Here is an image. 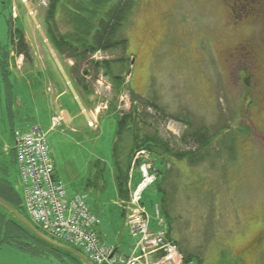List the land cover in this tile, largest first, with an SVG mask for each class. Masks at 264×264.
Wrapping results in <instances>:
<instances>
[{"label": "rangeland", "instance_id": "rangeland-1", "mask_svg": "<svg viewBox=\"0 0 264 264\" xmlns=\"http://www.w3.org/2000/svg\"><path fill=\"white\" fill-rule=\"evenodd\" d=\"M230 1L137 0L125 25L127 49L94 57L133 56L132 64L125 61L114 68L115 73L130 74L122 91H116L101 71L97 73L85 62L79 66L91 74L87 81L92 93L77 91L76 97L66 86L65 94L58 99V93L48 90L49 82H53L61 91L53 76L49 79L44 72L40 78L34 75L38 84L32 80L31 89L27 71L10 64L14 51L10 25L13 31L19 26L33 50L50 58L51 50L41 34V29L46 34L47 7L40 0H0V161H6L21 197L20 166L12 155L14 132L40 126L47 136L55 174L69 197L86 195L92 212L101 220L95 227L101 238L110 246L123 243L122 253H131L139 238L131 237L125 226L114 178L117 161L128 170L134 134L129 130L119 134L120 117L131 112L135 117L132 127L140 135L156 131L175 150L196 148L192 141H181L187 130L205 128L213 134L228 126L225 133L230 135L226 136L229 142L223 149L213 143L212 156L205 161L193 165L186 159L169 157L168 179L163 185L155 181L145 189L143 205L152 219V229L157 230L163 222L156 219L155 207L161 206L163 219V203L167 206L172 237L183 254L199 255L201 264H264V12L254 20L237 23ZM89 2L61 0L59 26L66 31L70 26L66 11H74L76 3L86 6ZM246 38L260 45L262 58L260 85L252 92V98L259 102L252 108L246 106L244 99L249 91L242 80V71L250 68L243 61L233 64L227 60L228 50ZM65 64L69 65L67 61ZM58 106L74 120H63L60 127L52 129ZM95 107L100 108L97 129L88 126L84 112L91 113ZM139 158L129 186L136 187L139 182L142 159H157L145 154ZM153 163L156 166L155 160ZM161 186L167 191L166 202ZM164 223L168 227L169 222ZM259 234L262 239L253 244L255 248L243 260V250ZM28 242L34 243L30 239ZM35 245L39 254L3 246L0 264H77L70 253L54 251L38 242Z\"/></svg>", "mask_w": 264, "mask_h": 264}, {"label": "trees", "instance_id": "trees-1", "mask_svg": "<svg viewBox=\"0 0 264 264\" xmlns=\"http://www.w3.org/2000/svg\"><path fill=\"white\" fill-rule=\"evenodd\" d=\"M60 1L61 0H48L45 17L46 34L59 57L74 61V64L69 70V76L75 89L77 91H82L84 94L92 93L89 82L87 81V77L91 74L87 72V70L83 71L79 66L82 63L89 62L90 67L94 68L97 73L101 71L102 75L113 85V88L121 92L126 75L129 76L130 74L123 75L115 73L114 68L115 65L123 64L125 61H129L130 64H132L133 56L128 58L122 56L116 59L104 58L101 60H96L94 57L98 54L107 55L114 51H125L127 49L129 39L124 33L126 28L125 25L135 10L137 0H90L89 4L86 6H80L76 3L74 11L69 9L66 11L67 21L70 25L66 31L59 26L58 22L57 11ZM109 3L111 5L107 7ZM77 9L81 12H85V14L80 13ZM9 30L14 51L17 55H24L25 59L29 60L32 57L31 47L26 40L24 32L18 28L13 31L11 25L9 26ZM150 104H152V102ZM138 117L139 116L136 114V119H138ZM134 120L135 117L131 112L121 116L119 120V134H121L123 130L132 131L134 134L129 154L128 170H124L119 161L116 162V185L119 198L124 203H127L129 200V171L131 169L133 157L138 151L145 150L150 152L153 157H157V159L154 158L156 166L153 170L157 174L156 183L162 181L163 185L170 174H168L166 164L168 163L169 157L178 160L186 159L191 164L195 165L212 156L210 147L213 143H219V146L223 149L226 142H229L230 139L226 138V136L230 137V135L225 133L229 130L228 126L226 128L221 127L217 129L213 134L209 129L205 128L187 130L181 136V141L183 143L192 141V146H196V148L175 150L171 148V142L168 139L160 137L156 131L155 133L140 135L134 126L132 127ZM235 134L236 133H234V135ZM117 151L118 148L116 147L115 153ZM231 152H235L234 146ZM13 154L15 155L14 162L17 163L14 150ZM159 164L164 166L158 168L157 166ZM161 190H165L164 186H161ZM0 198L29 220L30 216L26 211L24 198H22L15 189L10 179L8 165L5 160L0 161ZM166 199L167 191L165 190L164 202H166ZM163 211L166 222H169L167 227L169 238L175 240L172 237L171 216L164 203ZM42 231L44 230L42 229ZM28 239L32 240L35 244L38 242L51 247L54 251L66 253V251L54 248L49 243L41 240L26 223L16 217L7 208L0 205V249L8 245L19 248L30 254H39L40 249H38V246L28 242ZM183 255L184 264H201L202 262L199 255Z\"/></svg>", "mask_w": 264, "mask_h": 264}, {"label": "built area", "instance_id": "built-area-1", "mask_svg": "<svg viewBox=\"0 0 264 264\" xmlns=\"http://www.w3.org/2000/svg\"><path fill=\"white\" fill-rule=\"evenodd\" d=\"M45 6L48 0H40ZM100 108L89 118L88 125L97 129ZM63 117L52 118V129L62 125ZM14 148L20 166L23 198L26 211L45 232L58 240L85 252L94 264H184V258L176 241L169 238L163 225L156 232L150 229V218L142 204L143 192L156 180L152 172V159L140 163L141 181L131 190L127 202L126 226L132 237L139 238L132 255H121L98 236L95 227L100 219L87 204L86 195L69 197L63 184L55 178V166L51 157L47 136L40 126L28 131L14 132ZM146 151H139L135 164ZM160 218L159 207H156Z\"/></svg>", "mask_w": 264, "mask_h": 264}, {"label": "crops", "instance_id": "crops-1", "mask_svg": "<svg viewBox=\"0 0 264 264\" xmlns=\"http://www.w3.org/2000/svg\"><path fill=\"white\" fill-rule=\"evenodd\" d=\"M24 1V0H23ZM15 15H17L16 14V12H13V17H15ZM18 18V17H17ZM18 29H20V27L18 26L17 27ZM67 30H68V27H67ZM24 32V31H23ZM24 34H25V36H26V40H27V42L29 43V46L31 47V53H32V57L29 59V60H27V59H25V56L24 55H17L16 53H15V51H13L12 52V54L10 55L11 56V60H10V64L14 67H17V69H19V70H23V71H27V73L28 74H26V75H28V83H30V88L31 89H33V87H34V83L32 82V80H35V77H34V75H37L38 77L39 76H41V74H43V72H44V74H46V75H48V78L49 79H52V76L58 81V84H59V87H60V89H61V91H59V88H57V85H55V83H53V82H49L50 83V85H49V87H48V90L50 91H52L53 92V94L54 93H58L59 95H58V99L59 98H61L64 94H65V91H64V89H65V87L66 86H69V84H68V80L67 79H69L70 80V82L72 83V81H71V79H70V76H69V70H70V68H71V66H72V60H66V59H63V58H61V57H59V55L56 53L55 55L51 52V54H50V58L46 55V54H44V53H38L37 51H34L33 50V47H32V43L29 41V38H28V36H27V34L24 32ZM56 58H57V60L59 61V63H58V61L56 60ZM66 61L68 62V64L69 65H66L65 63H66ZM60 64V65H59ZM61 66V67H60ZM62 68V69H61ZM40 78V77H39ZM35 84H38V80H35ZM73 84V83H72ZM74 86V85H73ZM75 87V86H74ZM59 91V92H58ZM77 91V90H76ZM80 93L82 92V91H80V90H78ZM82 94L84 95V93L82 92ZM58 99H56V101L58 100ZM51 104H53L52 102H51ZM57 104V103H56ZM56 104H54V106H56L57 107V105ZM91 106H93V105H91ZM59 107V109L58 108H56V109H54V115H56V114H61L62 115V117H63V120L64 121H66L67 123H72L73 122V120H74V118L70 115V113L67 111V110H65V109H62L60 106H58ZM95 110L96 109H93V110H91L90 112L91 113H87V111L86 110H84V112L86 113V115H87V117H88V120H89V116H90V114H94L95 113ZM53 115V116H54ZM53 116H52V118H53ZM52 126V125H51ZM21 131H27V130H21ZM14 142H15V140H14ZM13 150L15 151V149H14V146H13V148H12V153H13ZM130 154V153H129ZM13 155V157H15V155L14 154H12ZM132 166V165H131ZM164 165H158L157 167L158 168H162ZM137 168V167H136ZM131 170V169H130ZM134 171H135V168H134ZM131 171H129V173H130ZM54 176H55V178L56 179H58L59 181H61L58 177H57V175L55 174V172H54ZM114 176H115V174H114ZM133 176L135 177V175H134V172H133ZM138 176H139V180H140V178H141V176H140V173L138 174ZM134 177H133V180H134ZM115 179V183H116V177L114 178ZM62 182V181H61ZM67 190V189H66ZM118 191V190H117ZM119 195V194H118ZM120 201H121V199H120ZM87 204H88V206H89V203L87 202ZM158 205V204H157ZM120 207H121V216L123 217V220H124V223H125V219H126V210H125V207L123 206V202H122V205L120 204ZM89 208H90V206H89ZM146 208V207H145ZM156 208V207H155ZM147 210V209H146ZM90 211L92 212V209L90 208ZM148 212V211H147ZM93 213V212H92ZM94 214V213H93ZM94 215H96V214H94ZM148 215H149V213H148ZM97 216V215H96ZM149 218H150V229H152V219H151V217H150V215H149ZM164 219H165V217H163ZM27 219V218H26ZM156 219H157V216H156ZM28 220V219H27ZM31 224H33L37 229H39L40 231H42L41 230V228H40V226L38 225V224H36L35 222H31V220H28ZM33 221V220H32ZM100 223H101V220H100ZM98 226V225H97ZM125 226H126V223H125ZM29 227V226H28ZM127 227V226H126ZM30 228V227H29ZM128 228V227H127ZM159 228H160V225H159V227H158V230H159ZM31 230H33L32 228H30ZM97 229V228H96ZM129 229V228H128ZM154 232H156V231H158L157 230V228L155 229V228H153L152 229ZM34 231V230H33ZM130 231V230H129ZM35 232V231H34ZM43 232V231H42ZM96 232H97V234H98V236L101 238V236H100V231L98 232L97 230H96ZM43 233H45V232H43ZM35 234L41 239V240H43L44 242H46V243H49L52 247H54V248H57V249H60V250H63V251H66L67 253H70L71 255H73V259L77 262V264H85V262L83 261V259L82 258H80L79 256H77V255H75L74 253H72V252H70V251H68V250H65V249H63V248H61V247H59V246H57L56 244H54V243H52V242H50V241H48L47 239H45V238H43V237H41V236H39L36 232H35ZM46 235H48L49 237H51V238H53V239H55V240H58L57 238H55L54 236H51L50 234H48V233H45ZM130 235H131V233H130ZM132 237V236H131ZM102 239V238H101ZM58 241H60V240H58ZM102 241L103 242H105L103 239H102ZM61 242V241H60ZM106 243V242H105ZM107 244V243H106ZM123 244V243H122ZM122 244H121V246H112V247H114L115 248V250H117V252L119 253V254H121V255H126V256H130V255H132V252H133V250H134V247L131 249V253H129L128 251H127V253L126 254H123L122 252H123V249H122ZM108 245V244H107ZM110 246V245H109ZM71 247H73L74 249L75 248H77V247H74V246H71ZM77 249H79V248H77ZM76 250V249H75ZM81 250V249H80ZM82 251V250H81ZM81 253V252H80ZM82 253H84V256L85 257H87V255L85 254V252L84 251H82ZM81 253V254H82ZM83 255V254H82ZM88 258V257H87ZM89 259V258H88ZM89 262H90V264H93V262L89 259Z\"/></svg>", "mask_w": 264, "mask_h": 264}, {"label": "flooded vegetation", "instance_id": "flooded-vegetation-1", "mask_svg": "<svg viewBox=\"0 0 264 264\" xmlns=\"http://www.w3.org/2000/svg\"><path fill=\"white\" fill-rule=\"evenodd\" d=\"M229 6L232 8V15L237 23L254 20L256 17L263 15L264 12V0H231ZM235 13H237L235 15ZM261 47L259 44L253 43L252 40L246 38L243 41H239L233 49L228 50L227 60L230 63L235 61H243L247 63L250 70L242 71V80L245 84V88L248 89L249 93L246 94L245 103L248 108L254 107L257 102L256 99L252 98V92L256 91L260 85V67L262 58L260 57ZM252 67V71H251ZM262 239V235H257L249 241V248L245 247L242 253V259L248 258L252 248H255L253 244L259 243Z\"/></svg>", "mask_w": 264, "mask_h": 264}, {"label": "water", "instance_id": "water-1", "mask_svg": "<svg viewBox=\"0 0 264 264\" xmlns=\"http://www.w3.org/2000/svg\"><path fill=\"white\" fill-rule=\"evenodd\" d=\"M40 27V25H39ZM41 34L46 42V44L48 45V47L50 48L51 52L55 55V50L52 47L51 43L48 41L47 35L45 34V32L41 29ZM57 60V58H56ZM58 61V60H57ZM59 63V61H58ZM60 65V64H59ZM61 67V66H60ZM62 69V68H61ZM68 80V84L69 87L72 89V91L75 93L76 97H77V93L72 85V83L70 82L69 79ZM0 205L4 206L5 208H7L11 213H13L16 217L20 218V220H22L24 223H26L30 228H32L39 236L47 239L48 241L56 244L57 246L68 250L72 253H74L75 255L79 256L80 258L83 259V261L85 262V264H90L89 259L87 257H85L84 255H82L80 252H78L77 250H75L73 247L66 245L58 240H55L51 237H49L48 235H46L45 233H43L42 231H40L39 229H37L33 224H31L22 214H20L16 209H14L12 206H10L7 202H5L4 200H2L0 198Z\"/></svg>", "mask_w": 264, "mask_h": 264}]
</instances>
